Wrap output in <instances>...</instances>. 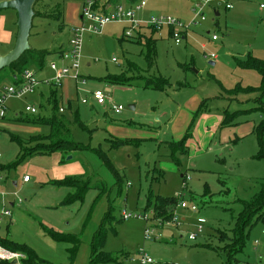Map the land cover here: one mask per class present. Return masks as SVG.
<instances>
[{"label":"rangeland","instance_id":"1","mask_svg":"<svg viewBox=\"0 0 264 264\" xmlns=\"http://www.w3.org/2000/svg\"><path fill=\"white\" fill-rule=\"evenodd\" d=\"M82 1L37 2L35 9L48 17L34 18L30 48L68 45L71 21L66 17L76 23ZM136 1L147 3L137 12L138 19L169 16L189 26L197 15L190 0ZM112 3L135 5L132 0ZM261 5L264 0H214L204 8L205 20L191 25L179 45L168 28L155 34L145 28L130 38L125 36L126 23L113 22L101 35L85 32L80 62L85 84L66 79L57 94L68 136L26 120L51 116L54 103L47 88L10 98L8 113L0 120V239L31 248L42 264H91L93 237L111 208L103 251L113 264H138L141 250L155 264H264V218L246 234L243 251L234 253L238 263H229L228 253L244 202L253 199L264 181V77L245 66L251 58L264 61ZM18 30L17 11L0 10V57L14 49ZM149 39L155 41L153 67L147 61ZM52 59L47 58V65ZM12 75L8 67L0 70V93L14 84ZM115 75L126 77L125 85L106 81ZM158 76L172 86L165 91L145 87ZM40 90L44 97L38 95ZM96 90L105 91L112 102L97 106L92 99ZM113 104L123 111L115 114ZM28 105L35 106L38 115L27 113ZM76 114L87 129L76 124ZM187 133L185 151H173L171 143L181 142ZM67 137L84 150L34 154L20 163L37 147ZM117 140L130 143L116 146ZM98 151L122 178L121 190ZM68 179L89 182L83 199L71 200L76 188L55 185ZM157 196L175 197L178 204L183 200L199 210L170 205L172 219L165 220L154 210ZM6 211L11 215H2ZM123 212L134 217L125 221ZM138 215L149 216V225L161 234L159 240L145 239L148 223ZM176 216L180 226L173 223ZM199 217L206 220L200 232ZM48 230L66 241L54 240ZM192 233L195 241L189 240ZM21 254L25 263L28 258Z\"/></svg>","mask_w":264,"mask_h":264},{"label":"trees","instance_id":"2","mask_svg":"<svg viewBox=\"0 0 264 264\" xmlns=\"http://www.w3.org/2000/svg\"><path fill=\"white\" fill-rule=\"evenodd\" d=\"M40 0H37L39 2ZM87 0H83L82 2L85 3ZM113 0H109V2L112 3ZM36 2V4H37ZM133 4H136V0H132ZM34 6V11H35V16L36 17H48L45 13L38 12ZM61 15L60 13L58 16ZM64 26V25H63ZM62 26V27H63ZM152 33H158L156 29H150ZM169 33L171 36H173V29H169ZM139 34V33H138ZM141 34H139L140 36ZM147 42L151 44V48L148 52V57L147 61L150 67H153L154 61L156 58V51H155V41L152 39H149ZM60 53V48L55 49V50H41L37 51L34 49H29L25 51L21 57L15 61L14 63L11 64L8 68L12 71L14 75H12V80L14 83H17L19 77L29 68H34L38 72H42L48 67L47 65V58L50 56H54L56 54ZM47 65V66H46ZM245 66L248 68H253L258 70L259 72L262 73L264 77V61H261L256 58H251L250 61L245 62ZM3 70V69H2ZM5 70V68H4ZM124 78L122 75H115V76H108L106 78V81L109 84L112 85H125ZM158 80H153L150 84H145V87L148 89H153L157 91H165L167 87L172 86L171 82L169 79L163 77V76H158ZM130 80V78H129ZM130 84V83H128ZM131 85V84H130ZM248 90H252L251 88ZM49 93H50V100L53 101V111L51 116L46 117V118H38V119H26L30 120V124H35V125H40V126H45L50 128V131L52 132H59L63 131L67 132L70 135V130L68 128V123L66 118L61 114L60 108H58V99H57V94H58V89L49 88ZM261 101V100H260ZM69 108H71V104L68 103ZM264 107V104H263ZM42 108V107H40ZM40 110V109H39ZM65 110L63 109V112ZM39 113V112H38ZM30 114V113H29ZM33 115V114H31ZM38 115V114H35ZM75 116V122L78 124L81 128L87 129L86 125L80 120L79 116ZM22 119V118H21ZM20 120V119H18ZM189 136V133L185 135L183 140L178 143H171L173 145V151H178V150H183L184 149V143L186 142L187 138ZM130 143L128 140H117L116 146H120L122 144ZM56 144V145H55ZM84 150V147L81 146L80 144L71 141L68 137L67 139H60V141L56 143H52L50 141L49 144L45 143L44 145H41L37 147L35 150L31 151L30 153L26 154L21 160L20 163L25 159L26 156H32V155H45V154H51L57 151H67V152H72V151H82ZM99 156L103 160L104 164L108 167L112 175L116 179V184L118 185L119 189H122V178L120 177L119 173L115 170L114 166L112 165L111 161L109 158L103 153L98 151ZM55 183V182H54ZM55 185L59 186H69L77 189V192L73 195H71V200H77V199H83V196L86 195L88 190L91 188L89 182L85 181H80L79 179H68L66 181H60L56 182ZM103 190L107 188V185L103 184ZM104 194V193H102ZM101 195L99 196V198ZM157 203H155L154 210L157 212L159 216H163L165 220H170L172 219V212L169 209L170 205H175L178 204V201L176 200L175 197H162V196H157ZM152 198L149 200V204H151ZM111 208L110 212L105 216L103 223L100 227V229L96 232V234L93 237L92 240V258H91V264H113L112 258L106 254L103 249L106 245L107 241V224L109 223V216L111 215ZM264 218V181L261 184V188L257 194L251 199L250 201H245L243 205V210L239 214L237 220H236V228L234 229L233 232V237L229 238L231 240V244L228 246V253L230 254L229 257V263L231 261L239 262L238 259L235 258L234 253L241 252L243 251L245 247V241H246V234H248L253 226L255 225V222L259 219ZM49 231L50 237H52L54 240L57 241H66L64 236H61L51 230ZM228 235H226V238ZM69 238V237H66ZM70 239V238H69ZM78 243V242H77ZM0 244L4 246L5 248L13 251V252H20L23 253L27 256L28 260L25 261L24 264H42L37 261L38 255L29 247L25 245H19L17 243H13L9 240H1L0 239ZM78 245V244H76Z\"/></svg>","mask_w":264,"mask_h":264},{"label":"built area","instance_id":"3","mask_svg":"<svg viewBox=\"0 0 264 264\" xmlns=\"http://www.w3.org/2000/svg\"><path fill=\"white\" fill-rule=\"evenodd\" d=\"M100 0H87L82 8V23L80 26L73 27L70 33V40L68 42V49L62 51L57 60H53L48 64V70L52 73L48 77H40L39 72L36 69L29 68L27 69L18 79L17 83L5 87L0 93V120L5 119L8 113L7 102L10 98L20 97L24 98L31 94H35L41 87H52L58 89L63 85L66 79H71L76 82L77 85L85 84V80H81V59H82V38L85 32H90L94 35H101L104 28L113 22H124L127 24L125 27V36L134 38L135 34L139 31H142L145 28L156 29L158 32L165 28L173 29V38L175 39L176 44H181L183 33L190 29L191 25H198L201 21H204V16L201 17L204 13V8L211 3V0H190L195 4L194 12L196 11V18L192 21L191 25L187 26L183 24L179 19L172 17H152L151 19L143 20L138 19L137 12L141 11L146 7V2L142 1L137 3L130 8L118 5L115 6L112 10L107 13L98 12L94 10V5ZM227 9H231L230 4L226 5ZM261 8H264V5H261ZM198 9V11H197ZM201 17L200 21L198 18ZM213 41H217L218 37L213 36ZM212 60H216L217 57L212 55ZM116 62V60H114ZM110 91V89H109ZM92 99L97 106H106L112 102L108 98V94L103 90H96L92 93ZM84 104L89 103L88 100L83 101ZM115 114H120L123 111L122 106L112 105L111 108ZM27 113L38 114V110L35 106L28 105L25 109ZM63 112V109L60 110ZM31 179L28 176L24 177V182H30ZM179 208L190 210L193 213L198 212V206L193 203H189L181 200L178 204ZM4 216L11 215L10 211L2 213ZM133 214L123 212L122 219L129 220ZM148 223L147 227L144 230L145 239H150L152 241L159 240L161 234L155 230L153 225H149L151 219L148 215H138ZM175 225L180 226L179 218H175ZM206 220L202 217L197 219V231H202L203 226L205 225ZM264 234V232H263ZM197 238L195 233H192L189 236L190 241H195ZM23 264V256L20 252H13L0 244V264ZM138 264H155V260L150 257L144 250L140 251V254L137 258ZM254 264V263H253ZM261 264V263H255Z\"/></svg>","mask_w":264,"mask_h":264},{"label":"water","instance_id":"4","mask_svg":"<svg viewBox=\"0 0 264 264\" xmlns=\"http://www.w3.org/2000/svg\"><path fill=\"white\" fill-rule=\"evenodd\" d=\"M36 2L37 0H7L0 2V10L12 9L17 11L19 28L14 49L4 57H0V70L11 66L25 51L31 49L29 38L33 27ZM211 64L214 65L213 62ZM130 108L134 110L135 107L130 106Z\"/></svg>","mask_w":264,"mask_h":264},{"label":"crops","instance_id":"5","mask_svg":"<svg viewBox=\"0 0 264 264\" xmlns=\"http://www.w3.org/2000/svg\"><path fill=\"white\" fill-rule=\"evenodd\" d=\"M107 1V4L106 3H104V2H106ZM212 1H214V0H211V2ZM101 2H103L104 3V5H96V6H94L93 8H94V10H96V11H98V12H103V13H107V12H109L110 10H112L114 7H115V4H113V3H111V2H109V0H101ZM146 6H147V3H146ZM262 9H264V8H262ZM81 12L82 11H79L78 12V14H77V16L78 17H75V22L76 23H73L74 22V17L73 18H70V17H68V15H67V22H70L71 24L69 25L70 26V28H69V32L71 33V29L73 28V27H77V26H80L81 25V23H82V15H81ZM43 13V12H42ZM141 18L143 17V16H140ZM77 19H78V21H77ZM181 21V20H180ZM64 24V23H63ZM65 25V24H64ZM65 27V26H64ZM69 41V40H68ZM14 44H15V42H14ZM60 48V53H58V54H56V55H54V56H51L54 60H57L58 58H59V56H60V54L62 53V51H64V50H66V49H68V45H66V46H62V47H59ZM58 47L57 48H55V49H59ZM55 49H53V50H55ZM53 59H52V61H53ZM214 63V62H213ZM52 75V73L48 70V71H42V72H39V76L40 77H48V76H51ZM42 88V87H41ZM44 88H47L48 90H49V88L48 87H44ZM39 96H41V97H44V92L42 91V90H40L39 91V94H38ZM201 107H203V106H201ZM200 107V108H201ZM200 113V109L195 113V115L194 116H196V115H198ZM26 183H29V182H26Z\"/></svg>","mask_w":264,"mask_h":264}]
</instances>
